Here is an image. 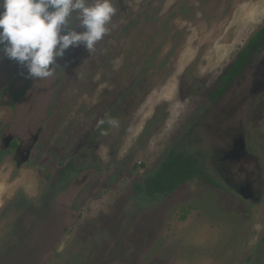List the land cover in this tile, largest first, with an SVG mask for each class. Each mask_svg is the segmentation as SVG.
Masks as SVG:
<instances>
[{
  "label": "rangeland",
  "instance_id": "rangeland-1",
  "mask_svg": "<svg viewBox=\"0 0 264 264\" xmlns=\"http://www.w3.org/2000/svg\"><path fill=\"white\" fill-rule=\"evenodd\" d=\"M114 4L95 50L70 47L51 77L0 50V264H264V45L208 95L264 0ZM170 151L217 186L139 192Z\"/></svg>",
  "mask_w": 264,
  "mask_h": 264
},
{
  "label": "clouds",
  "instance_id": "clouds-1",
  "mask_svg": "<svg viewBox=\"0 0 264 264\" xmlns=\"http://www.w3.org/2000/svg\"><path fill=\"white\" fill-rule=\"evenodd\" d=\"M116 12L114 0H0V50L42 80L53 75L56 58L70 47L83 44L94 51ZM73 14L78 23L70 25ZM105 123L119 124L111 117L99 121Z\"/></svg>",
  "mask_w": 264,
  "mask_h": 264
},
{
  "label": "trees",
  "instance_id": "trees-1",
  "mask_svg": "<svg viewBox=\"0 0 264 264\" xmlns=\"http://www.w3.org/2000/svg\"><path fill=\"white\" fill-rule=\"evenodd\" d=\"M263 45L264 25L253 33L231 65L219 77V84L216 89L209 91L208 95L211 102L219 99L234 80L244 73L245 69L253 62L256 51ZM196 177L217 186L212 178L201 171V166L196 157L182 152L170 151L160 163L157 171L145 177L143 182L136 184L135 187L139 192L154 197L158 194L171 193Z\"/></svg>",
  "mask_w": 264,
  "mask_h": 264
},
{
  "label": "flooded vegetation",
  "instance_id": "flooded-vegetation-1",
  "mask_svg": "<svg viewBox=\"0 0 264 264\" xmlns=\"http://www.w3.org/2000/svg\"><path fill=\"white\" fill-rule=\"evenodd\" d=\"M5 145L8 147V146H11L10 143L8 142H5ZM15 152L19 155V157L23 160L27 159L28 158V154H29V150H22L21 146L18 145L17 147H15Z\"/></svg>",
  "mask_w": 264,
  "mask_h": 264
}]
</instances>
